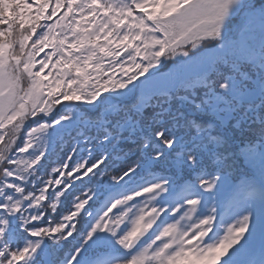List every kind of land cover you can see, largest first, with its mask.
I'll use <instances>...</instances> for the list:
<instances>
[{"label":"snow or ice","instance_id":"snow-or-ice-1","mask_svg":"<svg viewBox=\"0 0 264 264\" xmlns=\"http://www.w3.org/2000/svg\"><path fill=\"white\" fill-rule=\"evenodd\" d=\"M0 264H264V0H0Z\"/></svg>","mask_w":264,"mask_h":264}]
</instances>
